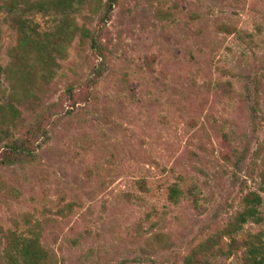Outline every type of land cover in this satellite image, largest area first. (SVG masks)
Returning <instances> with one entry per match:
<instances>
[{
	"label": "rangeland",
	"instance_id": "obj_1",
	"mask_svg": "<svg viewBox=\"0 0 264 264\" xmlns=\"http://www.w3.org/2000/svg\"><path fill=\"white\" fill-rule=\"evenodd\" d=\"M7 1L27 3L42 54L17 49ZM105 4L70 14L96 47L79 31L53 46L55 0H0V152L38 127L33 159L0 165V264L7 231L36 230L49 264H183L208 239L226 252L249 192L263 219L232 237L264 239V0Z\"/></svg>",
	"mask_w": 264,
	"mask_h": 264
},
{
	"label": "trees",
	"instance_id": "obj_2",
	"mask_svg": "<svg viewBox=\"0 0 264 264\" xmlns=\"http://www.w3.org/2000/svg\"><path fill=\"white\" fill-rule=\"evenodd\" d=\"M116 0H106L104 16L107 17L109 11H111L112 5ZM7 15L13 22V25L18 33L17 49L24 51L27 49H33L42 54L44 40L38 39L37 35L28 26L26 20L23 19V12L28 10L29 7L26 2L18 4L17 2H8ZM79 5V0H55L54 7L62 9L66 12L67 22L59 30L61 33L55 36L56 44H63L67 38L70 39L71 33L74 35L77 31L80 32L82 38H90L92 46L96 47L94 35L86 28H79L70 14L75 10V7ZM58 52L56 47L50 49L45 56L41 58L43 64L42 76L44 79L51 77V73L48 71L50 64L56 61ZM45 64V65H44ZM48 65V67H46ZM38 134V127L31 129L27 133L29 135L26 139H13L7 144L5 148L0 152V165L13 164L16 162H22L24 157L33 159V151L31 150L32 144L30 139H35ZM264 179V161L263 169L261 173ZM179 190L177 188H170L169 199L172 202H176L179 196ZM243 209L237 213L234 220L230 222L224 229V234L231 238L229 244V250L222 251L221 248L215 247L216 241L208 239L198 244L191 252L186 255L183 260V264H216L215 258L220 255H231L232 252L238 250L240 247L245 248V255L243 256L245 264H264V239L262 234L248 235L247 239L238 241L233 238V234H237L244 224L247 222L259 223L262 221L260 213L261 198L256 192H249L243 197ZM2 229L0 228V231ZM6 244L7 259L11 264H49L50 257L48 252L42 247L39 234L36 230H31L29 235L17 233L15 231H7L3 236Z\"/></svg>",
	"mask_w": 264,
	"mask_h": 264
}]
</instances>
